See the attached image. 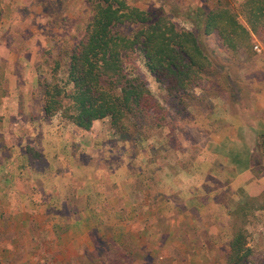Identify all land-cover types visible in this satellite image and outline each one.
<instances>
[{
	"label": "rangeland",
	"instance_id": "374dc122",
	"mask_svg": "<svg viewBox=\"0 0 264 264\" xmlns=\"http://www.w3.org/2000/svg\"><path fill=\"white\" fill-rule=\"evenodd\" d=\"M126 2L144 10L158 8L178 27L185 29L198 27L191 20L194 9L198 6L208 9L219 5L226 6L237 14L238 21L244 23L240 12L242 0H126ZM46 9H44L45 15H41V18L34 16L39 26L48 24L51 27L49 30L53 29L51 37H40L35 40L39 49L32 58L36 64L38 80L42 82L50 78L47 71L53 64V58L58 50L68 49L79 39L90 16L85 0H59ZM5 16L8 17V14ZM48 22L52 23V26ZM199 35L212 65L207 76L209 81H202L203 88L194 90L196 94L204 92L209 100L200 104L201 107L197 111L188 109L187 117H182V120L180 118L182 113L176 115L167 108L168 115L157 129L142 134L140 127L142 125L139 123L140 135L133 136L135 143H128L134 148L153 145L155 152L148 153L149 157H146L151 162V168L164 165L168 171L175 173L180 171L181 175V178L177 177L178 185L171 186L167 182L166 187H161L160 191L158 187L152 189L153 194L150 195V199L155 202L150 200L149 216L143 219L146 224L141 220V230L128 231L126 222L121 220L119 224L122 225H119L118 229L111 230L113 227L111 219L115 217L113 214L105 207H101L98 221L97 215L91 213L95 211L94 208L82 211L81 199L77 201L76 198H72L69 190L68 192L60 190L58 187L61 185L54 184V179L44 184L41 182L36 184L39 187L42 184L50 185L53 188L51 192H57L58 195L62 193L64 197H69V200L61 202L59 196L55 199L51 197L48 203L49 210L45 211L41 197L36 196V198L35 191L32 193L33 189L30 188L34 185L29 181L35 175L31 174L29 163L23 162L18 165L15 172L17 177L20 175L18 181L4 187L6 192L15 189L19 192V197L13 198L14 195L9 193L7 198L3 197L0 200V213H3V210L6 213L11 212L12 207H18L14 215L0 214V218L3 216L13 221L15 229L21 227L20 231H8L6 229L12 226L1 223L0 220V264H225L228 239L237 229L244 232L246 245L250 248L245 264H264L262 145L259 143L258 135H249L252 137L249 143L251 151H248L249 145L243 144V148L247 150L246 156L251 154L249 157L252 165L251 175L249 173L247 178L241 176L240 186L232 191L226 182L230 179L228 176L230 168L222 162V156L233 147L229 143L223 144L222 140L217 141L221 138L222 130L228 126L223 121L221 106L230 102L231 105L228 104V108L224 110L232 108L237 114L234 102L240 95H246L248 99L253 97V92L247 86L255 78L264 77V73H260L258 69V66L264 65V35L252 36L253 54L250 56L241 51L230 53L220 47L213 33L203 35L199 29ZM8 41L10 46L14 45L18 50L19 55L23 50H34V40H31L29 45L22 42L18 36ZM253 46H256V49ZM131 64L143 77L159 105L166 108L164 91L145 70L142 59H131ZM63 68L64 66L60 65L55 76L61 85H65ZM210 74L217 80L216 83L229 89L232 96L230 101L212 97L214 90L209 88L213 82ZM35 94L33 90L31 107L29 111L26 110L23 118V121H26L23 127L25 131H28L33 122L30 117L44 118L40 116V101ZM221 95H226V92ZM25 108H28V104ZM51 118L55 119L51 126L56 123L66 131L73 126L58 115ZM98 122L103 138L113 136L107 118ZM236 137L245 142L244 136L236 135ZM205 145L212 152L213 157L208 156L210 154L207 153ZM216 155L218 157H215ZM158 156H163L161 159L164 160H159L160 163L157 165L155 159ZM239 159L245 161L242 157ZM208 163L210 165L207 167ZM141 164L142 162L139 161L137 166ZM137 166L133 167L130 163L127 171L124 169L113 175L108 171L111 166L105 164L104 172L101 170L91 177L98 187L94 193L110 196L106 206L114 203L118 198H125L126 192L138 188L140 180L135 177L141 174L143 176L144 173L149 174L150 168L145 164L144 173L135 170L132 181L126 180V172L129 173L131 168ZM180 168L183 170H179ZM193 173L199 175L198 182L201 181V184L197 185L196 189L180 188L183 186L180 183L186 177L188 180ZM210 173L212 175H209ZM123 193L125 195H119ZM90 194V190H87V198ZM101 197L98 196L99 199ZM3 206H7L8 209H4ZM80 218L84 219L81 220V224ZM159 233H162L160 239ZM147 237L150 239L148 240Z\"/></svg>",
	"mask_w": 264,
	"mask_h": 264
},
{
	"label": "trees",
	"instance_id": "16d2710c",
	"mask_svg": "<svg viewBox=\"0 0 264 264\" xmlns=\"http://www.w3.org/2000/svg\"><path fill=\"white\" fill-rule=\"evenodd\" d=\"M85 1L90 16L83 33L68 49L58 50L47 71L50 78L42 82L36 74L35 95L42 117L58 115L82 130L107 118L111 133L121 142H134L139 123L142 134L157 129L168 115L167 108L176 115L182 113V120L188 109L197 111L207 103L206 94L194 90L209 81L212 65L199 29L203 35L215 34L219 46L230 53L241 51L248 56L253 54L252 36L264 35V0H242L244 23L226 6H198L191 18L198 27L191 29L178 27L158 8L144 10L126 0ZM136 58L142 59L145 70L164 91L166 108L133 68L131 59ZM60 65L65 85L55 77ZM211 77L212 97L230 101L229 89ZM258 139L264 151V131ZM249 254L244 232L237 229L228 239L225 264H245Z\"/></svg>",
	"mask_w": 264,
	"mask_h": 264
},
{
	"label": "crops",
	"instance_id": "0c3cea01",
	"mask_svg": "<svg viewBox=\"0 0 264 264\" xmlns=\"http://www.w3.org/2000/svg\"><path fill=\"white\" fill-rule=\"evenodd\" d=\"M58 1L0 0V200L3 197L7 198L9 193L14 195L13 198L19 197V192L15 189L6 192L5 188L13 183L15 184L16 180L18 181L20 175L18 174L17 177L16 169L19 164L27 162L31 174L35 175L29 181L34 185L30 188L33 189L32 193L35 191V197H41L45 211L49 210L48 203L51 197L55 199L56 196H59L61 202L69 200V197H64L62 193L58 195L57 192H51L53 188L50 185H43L48 180L52 181L54 179V184L61 185V187H58L60 190L65 192L69 190L72 198H76L77 201L81 199L82 211L94 208L95 211H91V213L97 215L98 221L100 220L98 215L101 207H105L109 213L113 214L115 217L111 219L113 220L111 230L118 229L119 225H122L119 224V220L126 222L128 231L141 230V220L144 223L143 219L149 216L148 209L151 207L150 195L153 194L152 189L158 187L160 191L161 187H166L167 182L171 186L178 185L177 177L181 178L180 171L177 173L170 172L164 165L151 168V162L146 157H149L148 153L155 152L153 145L146 148L138 146L134 148L126 142L116 140L114 135L103 138V132L99 130V122H95L90 130H82L71 126L72 128L66 131L57 126L56 123L51 126L52 121H55L54 118L30 117L33 120L30 124L31 127L28 131L23 130L26 123L23 118L26 115V110L29 111L31 107V92L37 87L36 64L32 58L39 49L35 40L40 37H51L53 33V29L49 30L50 25L39 26V22L34 20V16H40L39 18H41V15L46 13L44 9L47 6L52 7ZM5 14H8V17ZM49 24L52 26V23ZM15 36H18L27 45L32 42L31 40H34V50H23L19 55L18 50L14 45L13 47L10 46L8 41ZM258 67L260 73H264V65ZM247 87L253 92V97H249V99L246 95L238 97L234 102L237 114L232 108L224 110L228 108V104L231 105L230 102H226L225 105L221 106L223 121L228 126L222 130L221 138H218L217 141L222 140L223 144L229 143L233 147L222 156V162L230 168V174H228L230 179L226 182L232 191L240 186L241 176L247 178L249 173L251 175L250 168H252V165L249 159L251 154L246 156L247 150L243 148V144L249 145L252 139L249 135L256 136L264 131V77L255 78ZM27 104L28 108L26 109ZM39 113L41 116L42 113L40 111ZM236 135L244 136L245 142L239 140ZM23 140L25 141L24 144ZM248 147V151H251V146ZM205 149L210 154L208 156L213 157L212 152L208 150L206 145ZM162 157H156L157 165L160 163L159 160H164L161 159ZM239 157H242L245 161H242ZM139 161L142 164L137 166ZM130 163L131 166L137 167L131 168L129 173L126 172V180L132 181V177H135L133 175L135 170L144 173L145 164L150 168L149 174L144 173L143 176L142 174L136 176L135 178L140 180L138 181V188H134L132 192H126L125 198H118L114 203L106 206V201L110 196L94 193L98 187L91 178L92 175L99 173L101 170L104 172L105 164L111 166L108 171L113 175L119 171H124V169L127 171ZM209 165L210 163L207 167ZM179 170L183 169L180 168ZM144 175L147 176L144 177ZM209 175H212V173ZM185 181L186 183H184ZM198 181L199 175L193 173L188 180L186 177L180 183L183 185L180 188L187 189L190 187L196 189L197 185L201 184V181ZM38 182L43 183V186H37L36 183ZM87 190H90L91 193L89 198L86 195ZM97 195L102 197L99 199ZM151 201L155 202L154 200ZM3 208L8 209L7 206H3ZM17 208V206H14L11 208V212L7 211L6 213L3 210V213L0 214L14 215ZM92 218L96 221L94 216ZM0 220L1 223L12 226L6 229L8 231L21 230V227L15 229V225L12 224L13 221L8 218L1 216ZM81 220L84 219L80 218ZM161 234H158L159 239ZM147 239L149 240L150 237H147Z\"/></svg>",
	"mask_w": 264,
	"mask_h": 264
},
{
	"label": "built area",
	"instance_id": "2783aa9c",
	"mask_svg": "<svg viewBox=\"0 0 264 264\" xmlns=\"http://www.w3.org/2000/svg\"><path fill=\"white\" fill-rule=\"evenodd\" d=\"M256 49V46H253Z\"/></svg>",
	"mask_w": 264,
	"mask_h": 264
}]
</instances>
